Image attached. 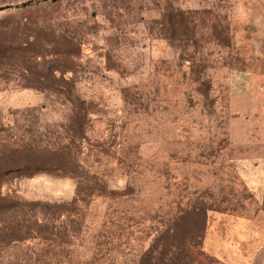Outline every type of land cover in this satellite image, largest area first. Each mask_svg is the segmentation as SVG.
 Returning <instances> with one entry per match:
<instances>
[{
  "label": "rangeland",
  "instance_id": "obj_1",
  "mask_svg": "<svg viewBox=\"0 0 264 264\" xmlns=\"http://www.w3.org/2000/svg\"><path fill=\"white\" fill-rule=\"evenodd\" d=\"M0 264H264V0H0Z\"/></svg>",
  "mask_w": 264,
  "mask_h": 264
},
{
  "label": "trees",
  "instance_id": "obj_2",
  "mask_svg": "<svg viewBox=\"0 0 264 264\" xmlns=\"http://www.w3.org/2000/svg\"><path fill=\"white\" fill-rule=\"evenodd\" d=\"M46 163V164H45ZM41 162V163H38L35 167L39 169H49V168H52V169H57V170H60V171H65L66 174L74 177L77 179V182L78 184L80 185V191H82V194L80 196V194H78V197L79 199H82V195H85L84 193H86L87 195H92V194H95V195H99L100 192H104V188L95 184V185H92V186H87L88 184V181L87 180H84V175H86L85 173L83 172H77L76 168H74L76 166V162L75 160L70 157V156H67L63 153L60 152V150H56V152L54 153V157L48 161V162ZM84 185V187H86L87 190H84L81 185ZM83 191H86V192H83ZM79 193V192H78ZM37 235L40 236L41 235V231H37Z\"/></svg>",
  "mask_w": 264,
  "mask_h": 264
}]
</instances>
